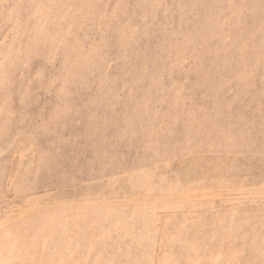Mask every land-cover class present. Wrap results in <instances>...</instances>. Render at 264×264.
I'll return each instance as SVG.
<instances>
[{"label":"rangeland","instance_id":"obj_1","mask_svg":"<svg viewBox=\"0 0 264 264\" xmlns=\"http://www.w3.org/2000/svg\"><path fill=\"white\" fill-rule=\"evenodd\" d=\"M0 264H264V0H0Z\"/></svg>","mask_w":264,"mask_h":264}]
</instances>
